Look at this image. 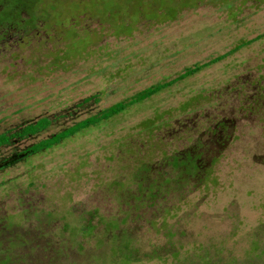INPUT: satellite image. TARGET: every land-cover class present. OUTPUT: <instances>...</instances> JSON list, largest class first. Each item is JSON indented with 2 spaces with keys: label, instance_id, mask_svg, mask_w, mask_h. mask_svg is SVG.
<instances>
[{
  "label": "rangeland",
  "instance_id": "rangeland-1",
  "mask_svg": "<svg viewBox=\"0 0 264 264\" xmlns=\"http://www.w3.org/2000/svg\"><path fill=\"white\" fill-rule=\"evenodd\" d=\"M129 2L93 3L96 16L128 5L113 18L133 25L127 35L102 17L74 31L0 32V134L52 121L0 148V264H264V4L207 0L135 23ZM243 42L145 103L22 156Z\"/></svg>",
  "mask_w": 264,
  "mask_h": 264
},
{
  "label": "trees",
  "instance_id": "trees-1",
  "mask_svg": "<svg viewBox=\"0 0 264 264\" xmlns=\"http://www.w3.org/2000/svg\"><path fill=\"white\" fill-rule=\"evenodd\" d=\"M150 0H130L129 4L131 8L128 12L129 18L133 16L135 23L142 21L143 19L148 20H161V21H168L177 19L178 16L182 13L183 10L192 9L200 6L201 4L205 3L207 0H194L191 3L185 2L179 5V3L175 4L173 0H166L163 1L158 8L153 9L146 8V11L143 10V5L147 4ZM214 1H223L224 4H227V7L232 9L233 4L231 2L235 0H214ZM242 1V0H241ZM249 0H243L241 5H245ZM255 3L264 4V0H253ZM94 0H8L6 3V9L3 12H0V32L2 29H10L14 27L20 28H32L38 26H42L47 28L52 27L63 28L68 27L75 30L76 23H80L81 21L94 19L95 17H99L101 21H106L110 23L112 27H116L118 29V36L131 34L133 30V25L125 24L123 20H119L117 23L113 21L115 15L120 13L123 8L119 11L116 9L113 10L115 15L112 13V8L107 7V10L101 16H96L97 9L96 6L93 4ZM122 7V6H121ZM14 8V9H13ZM233 9L239 10L240 7H233ZM127 14V13H124ZM25 15L26 17H24ZM98 18V19H99ZM125 20V19H124ZM122 22L123 24H121ZM116 30V29H115ZM126 31V32H124ZM72 33V31H71ZM70 33V34H71ZM77 33V32H76ZM71 35V37L77 36V34ZM124 33V34H123ZM261 37V36H260ZM259 39L256 38L255 40ZM82 42L81 40L77 41L74 46ZM251 42H243L236 46L230 52L220 55L207 63L195 65L194 67L187 68L184 73L180 74L175 79H172L167 82L159 83L148 87L139 93L135 94L134 96L127 98L124 101L118 102L111 107L103 110L102 112L89 117L69 128L59 132L50 138L42 140L29 148H27L22 156L26 159L31 158L33 156L39 155L46 151H49L65 141L75 137L76 135L83 133L84 131L89 130L90 128L96 127L104 122L110 121L113 118L119 116L120 114L124 113L125 111L129 110L131 107L136 105L145 103L146 101L152 99L154 96L159 94L160 92L171 88L175 84L192 77L198 74L203 69L217 64L227 58L230 54H234L239 51L245 45H248ZM81 48L79 50H84ZM78 49V48H77ZM93 100L92 98L87 99L86 101ZM52 124V121L48 118H42L38 120L34 124L27 125L21 128L19 131L16 132H8L0 134V148L9 146L13 140L19 139L24 140L28 137L35 136L46 129H48ZM192 160V159H191ZM178 161V160H177ZM191 163V162H190ZM191 168L189 173L193 172V168L195 169L194 165L186 164ZM197 168V166H196ZM210 176V171L206 172V177Z\"/></svg>",
  "mask_w": 264,
  "mask_h": 264
},
{
  "label": "flooded vegetation",
  "instance_id": "flooded-vegetation-1",
  "mask_svg": "<svg viewBox=\"0 0 264 264\" xmlns=\"http://www.w3.org/2000/svg\"><path fill=\"white\" fill-rule=\"evenodd\" d=\"M7 2H8V0H0V12L5 11Z\"/></svg>",
  "mask_w": 264,
  "mask_h": 264
}]
</instances>
